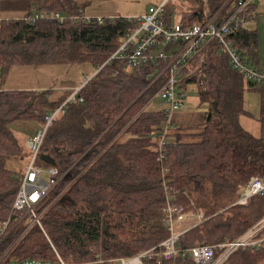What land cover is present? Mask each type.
Here are the masks:
<instances>
[{"label": "trees", "instance_id": "trees-1", "mask_svg": "<svg viewBox=\"0 0 264 264\" xmlns=\"http://www.w3.org/2000/svg\"><path fill=\"white\" fill-rule=\"evenodd\" d=\"M192 1L167 8V0L166 23L174 16L185 26L213 15L220 21L238 0ZM84 2L25 0L22 15L0 19V83L14 66L61 63L90 68L76 100L53 118L41 148L55 158L60 178L39 208L43 228L34 223L20 235L23 228L16 224L0 244V264L26 257L57 260L56 251L78 264H115L119 257L158 251L170 235L164 220L168 202L203 213L180 234V251L234 240L260 225L258 233L264 236V194L252 195L246 205L236 203L241 187L253 176L264 179V84L246 80L219 41L211 40L180 79L184 90L189 82L198 83L208 109L190 116L176 111L169 133L173 140L161 155L160 136L154 131L161 128L165 113L147 105L167 80L169 59L131 67L124 58H111L137 23L121 17L104 23L26 18L37 10L78 14L86 9ZM248 9L254 11L256 4ZM227 38L258 63L257 29L244 26ZM246 84L260 95L257 132L240 120L246 115ZM51 93L0 88V221L15 215L13 204L24 173L10 163L21 164L30 154L12 124L37 120L43 125L49 112L70 95L51 99ZM37 163L52 166L40 157ZM146 263L197 264L181 253L160 261L154 255ZM223 264H264V245L254 251L238 248Z\"/></svg>", "mask_w": 264, "mask_h": 264}, {"label": "built area", "instance_id": "built-area-1", "mask_svg": "<svg viewBox=\"0 0 264 264\" xmlns=\"http://www.w3.org/2000/svg\"><path fill=\"white\" fill-rule=\"evenodd\" d=\"M166 1L163 0L158 4L151 5L146 12L135 15L112 14L104 16L91 15L86 13L85 10H80L78 14L37 10L26 16L30 21L36 18L53 17L59 21L81 19L86 22L97 21L99 23H104L107 20L113 21L115 18L121 17L137 23V27L127 34L125 40L121 42L111 58H124L131 67H139L158 59H169V63L165 68L168 70L167 80L155 95V98L164 103V123L159 130L154 131V136H160L158 150L161 155L169 142L173 140L169 133L174 127L172 122L174 113L188 106L186 92L180 87L183 70L211 40L217 39L219 41L221 50L226 52L232 67L240 72L246 80L256 84H264V69L259 68L244 57L242 51L235 46L232 40L227 38V35L234 30L247 25L250 16L253 14V11L248 8L255 3L254 0H238L233 12L220 21L214 18L215 15H213L208 16L203 22L188 26L183 25L179 20L171 24L166 23L164 19V4ZM89 78V76H85L82 85ZM81 86L77 87L72 96L58 109L47 115L46 122L40 129L25 138V146L30 152L29 160L27 168L22 174L20 187L14 200L13 210L15 215L0 221V244L10 235L16 224H21L23 228L20 235L34 223H38L43 228L39 208L60 178L58 177L59 169L55 165L46 168L39 165L37 160L40 157L50 123L60 109L76 100ZM79 99L83 100L82 97ZM257 193L264 194V179L260 176H253L247 184L241 187L236 203L246 205L249 198ZM164 212V220L170 230V235L161 243L160 250L153 251V249H150L132 256L119 257L115 264H147L148 257L156 255L158 261H160L162 258H175L179 253L183 256H192L197 264H223L238 248L254 251L264 245V236L258 233L263 227V225H260L251 228L234 240L226 239L216 244L203 243L180 251L177 246L179 236L188 228V225L182 226L183 223L189 222L190 225H194L203 218V213L187 212L181 206L171 202H168ZM12 245L13 243L9 245V248ZM56 254L57 260L26 257L15 260L11 264H78L66 261L57 251Z\"/></svg>", "mask_w": 264, "mask_h": 264}, {"label": "rangeland", "instance_id": "rangeland-1", "mask_svg": "<svg viewBox=\"0 0 264 264\" xmlns=\"http://www.w3.org/2000/svg\"><path fill=\"white\" fill-rule=\"evenodd\" d=\"M78 3L88 4L86 13L91 15H135L142 14L148 10L151 5L158 4L163 0H75ZM183 0H169L167 8L180 7ZM192 1V0H189ZM208 0H201L205 4ZM257 6V18L253 19L251 25L255 27L259 35L258 48V63L259 68L264 69V0H254ZM193 2V1H192ZM25 0H0V19L22 15L24 12ZM188 3V1H185ZM174 19L176 17L174 16ZM90 68L87 65L78 64H39V65H20L12 67L7 77L1 80L0 88L10 89H51V99H56L64 94H72V87L84 81L85 76H89ZM83 80V81H82ZM82 85V84H81ZM80 85V86H81ZM187 108L177 112L178 115L190 116L200 111L208 109L207 103H202L199 85L192 81L187 84L185 89ZM68 97V98H69ZM67 98V99H68ZM67 99L65 101H67ZM244 107L246 115H241L245 118L250 130L258 131L259 116H260V95L258 91L249 89L246 84V89L243 95ZM164 103L160 99H153L147 105L149 109L163 108ZM52 113V112H49ZM242 123V120H241ZM243 124V123H242ZM244 125V124H243ZM42 127L41 122L37 120H18L12 124V128L19 139L25 144V138ZM27 161L21 164L10 163L15 169H21L23 172L27 168ZM190 226L189 222L183 223L182 226ZM189 228V227H188Z\"/></svg>", "mask_w": 264, "mask_h": 264}, {"label": "crops", "instance_id": "crops-1", "mask_svg": "<svg viewBox=\"0 0 264 264\" xmlns=\"http://www.w3.org/2000/svg\"><path fill=\"white\" fill-rule=\"evenodd\" d=\"M255 4H256V3H255ZM257 10H258V9H257V6H256V9L254 10L255 12L253 11V13H254V17L251 18V19L248 21V23H247V25H246L247 27L252 28V29H255V27H253V26L251 25V22L253 21V19L257 18V16H258V15H257V13H258ZM23 13H24V12H23ZM23 13H22V14H23ZM207 13H208V12H207ZM17 16H18V15H17ZM177 20H178L177 18H176V19H173V22H175V21H177ZM250 61H251V60H250ZM251 62H252V61H251ZM83 79H84V78H83ZM82 81H83V80H82ZM82 83H83V82H82ZM82 83H81V84H82ZM81 84L77 85L75 88L72 87L71 92L74 91V89H76L77 87H79ZM206 110H207V109H206ZM244 117H245V116H244ZM244 117H242V119H241V120H242V123L244 124V126H248ZM247 128H248V127H247ZM255 132H257V131H255Z\"/></svg>", "mask_w": 264, "mask_h": 264}, {"label": "water", "instance_id": "water-1", "mask_svg": "<svg viewBox=\"0 0 264 264\" xmlns=\"http://www.w3.org/2000/svg\"><path fill=\"white\" fill-rule=\"evenodd\" d=\"M40 158L43 159L44 161L52 164V165H55L56 164V160L53 156H51L50 154H47V153H41L40 154Z\"/></svg>", "mask_w": 264, "mask_h": 264}]
</instances>
